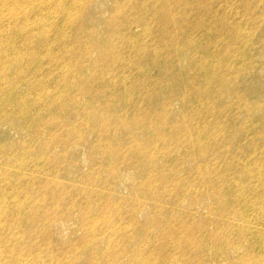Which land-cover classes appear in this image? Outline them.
Here are the masks:
<instances>
[{"label": "rangeland", "instance_id": "1", "mask_svg": "<svg viewBox=\"0 0 264 264\" xmlns=\"http://www.w3.org/2000/svg\"><path fill=\"white\" fill-rule=\"evenodd\" d=\"M76 1L0 0V264H264V0Z\"/></svg>", "mask_w": 264, "mask_h": 264}, {"label": "bare ground", "instance_id": "2", "mask_svg": "<svg viewBox=\"0 0 264 264\" xmlns=\"http://www.w3.org/2000/svg\"><path fill=\"white\" fill-rule=\"evenodd\" d=\"M82 1L83 0H79L80 3H82ZM79 2L76 1L75 6H79ZM67 10H70V8H67ZM68 12H70V11H68ZM157 14H158V17H156V18L149 17L148 19L145 20L144 25L142 26V28L145 30V32H148L151 29L156 28V30H160V31H163V32L166 33V28H167L166 26L168 24H170V23H179V22L181 23V25L184 24V23H182V21L179 18L180 14H178L175 18H174V16H175L174 12L171 13V12H166L165 10H160L159 12H157ZM226 27H227V24H226V22H224L220 26L219 29L220 30H224ZM122 28H124V25L122 26ZM204 28H210V27L207 25V26H204L203 29ZM178 29H179L180 32H190V31L194 32V31H197L194 28L190 27L189 24L188 25L179 26ZM179 38H180V40L182 42L185 40L184 35H179ZM184 46H188V44L183 43V46L182 45H178L177 47H175L174 56L172 58L179 59L180 53L183 50L187 49ZM130 47L133 50V52H134L133 54L135 56L134 65H133L134 68H137L139 70V72H140V70H145V69L149 68L150 64H152V67L154 68V70H157L159 72V76H161L162 79H165L164 78V70L165 69L162 66V64L167 62L166 59L162 63H158L157 60H156V57L158 55L157 51H152V52L150 51L148 56H144L143 53L145 51V48H144L143 45L138 44L137 41L135 40V38L130 40ZM116 56H118V54ZM119 57H116V59H119ZM222 58H223V56H221V59ZM121 61H123L122 58H121ZM196 71H198V73H196V75H199V74L202 73L200 68H198ZM144 79H146V78H143V80L142 79H140V80L148 81V79H146V80H144ZM206 79H208L207 76H206ZM208 81L209 80H207L206 82H208ZM23 104L25 105L26 103L24 102ZM257 228H258V224H255L254 229L256 230ZM256 236L258 237L259 241L264 239V236L262 235L261 231H256ZM151 255H153V253H151L147 257V260H146L145 264H152L151 260H150ZM156 264H160V262L156 263ZM197 264H199V263L197 262Z\"/></svg>", "mask_w": 264, "mask_h": 264}]
</instances>
